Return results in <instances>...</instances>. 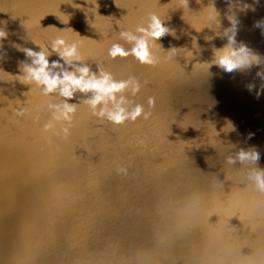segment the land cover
<instances>
[{"label":"water","instance_id":"95a60500","mask_svg":"<svg viewBox=\"0 0 264 264\" xmlns=\"http://www.w3.org/2000/svg\"><path fill=\"white\" fill-rule=\"evenodd\" d=\"M148 11L169 29L149 37L157 62L109 59ZM227 17L258 64L208 67ZM262 18L264 0H0V264H264V194L247 178L264 169ZM56 36L80 41L90 71L134 76L141 113L97 119L76 93L69 134L44 131L62 98L16 76L22 49ZM250 147L255 165L227 162Z\"/></svg>","mask_w":264,"mask_h":264},{"label":"clouds","instance_id":"9594fccd","mask_svg":"<svg viewBox=\"0 0 264 264\" xmlns=\"http://www.w3.org/2000/svg\"><path fill=\"white\" fill-rule=\"evenodd\" d=\"M247 7V5H246ZM144 23H136L133 29L125 28L119 32V37L128 42L125 49L118 43H113L107 50L109 59L115 60L126 55L132 54L138 60L156 63L157 58L150 52L148 45L152 43L150 36H164L169 32L158 15L153 11L146 13ZM229 26L222 30V38L225 43L222 47L212 49V58L209 60L208 67L216 65L224 72H232L237 69L248 68L258 64V56L243 43L235 41L236 21L228 18ZM119 26V25H118ZM256 27L261 28L264 35V18L255 22ZM6 33L0 31V39ZM77 35H79L77 33ZM212 39V38H211ZM39 51L24 48L25 57L30 63L19 65L20 73L16 79L24 84L34 85L39 89L44 97L56 95L61 99V103H48L47 109L50 112V120L43 125L44 131H49L60 125V132L67 136L73 124L77 104L68 103L76 93L85 96L80 102L86 105L94 117L97 119L108 120L113 123L125 118L132 119L141 113L142 105L139 101H133L131 93L139 87V82L134 76H125L121 79H114L112 74L97 66V71H90L89 66L83 63L84 57L80 52V41L69 40L64 36H56L50 41V52L42 44ZM174 50V48H169ZM55 54L58 59L49 62L48 56ZM257 76L261 78V88H264V75L257 71ZM249 90L252 84L246 86ZM127 89L129 95L123 94ZM259 89L256 95L259 96ZM149 108L153 105V98H147ZM16 115H23L24 109L14 110ZM143 118L147 119L151 113L144 111ZM249 136L252 133L248 134ZM259 159V153L254 147L247 150L238 149L235 158L226 157L229 164L234 160L240 163L255 165ZM248 180L254 188L264 194V169L250 168L247 175Z\"/></svg>","mask_w":264,"mask_h":264},{"label":"snow or ice","instance_id":"6c2138e0","mask_svg":"<svg viewBox=\"0 0 264 264\" xmlns=\"http://www.w3.org/2000/svg\"><path fill=\"white\" fill-rule=\"evenodd\" d=\"M243 250V249H242Z\"/></svg>","mask_w":264,"mask_h":264}]
</instances>
